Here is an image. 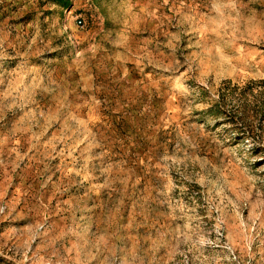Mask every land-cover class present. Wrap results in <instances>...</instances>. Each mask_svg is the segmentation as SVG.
Segmentation results:
<instances>
[{
    "label": "rangeland",
    "instance_id": "374dc122",
    "mask_svg": "<svg viewBox=\"0 0 264 264\" xmlns=\"http://www.w3.org/2000/svg\"><path fill=\"white\" fill-rule=\"evenodd\" d=\"M0 264H264V0H0Z\"/></svg>",
    "mask_w": 264,
    "mask_h": 264
},
{
    "label": "built area",
    "instance_id": "2783aa9c",
    "mask_svg": "<svg viewBox=\"0 0 264 264\" xmlns=\"http://www.w3.org/2000/svg\"><path fill=\"white\" fill-rule=\"evenodd\" d=\"M78 25L80 27H84L85 26L84 21L82 19L78 20Z\"/></svg>",
    "mask_w": 264,
    "mask_h": 264
}]
</instances>
